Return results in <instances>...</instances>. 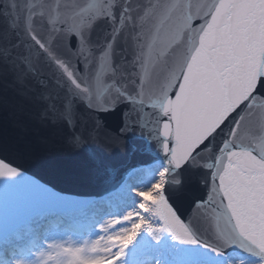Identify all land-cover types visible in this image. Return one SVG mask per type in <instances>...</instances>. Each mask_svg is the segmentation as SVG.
I'll return each mask as SVG.
<instances>
[{
    "label": "snow or ice",
    "instance_id": "6c2138e0",
    "mask_svg": "<svg viewBox=\"0 0 264 264\" xmlns=\"http://www.w3.org/2000/svg\"><path fill=\"white\" fill-rule=\"evenodd\" d=\"M0 21V33L35 36L0 46V74L40 129L24 147L55 137L123 152L141 130L166 157L147 188L131 187L130 166L108 196L130 190L134 206L94 240L50 243L46 264H170V246L264 264V0H0ZM0 164V181L21 175Z\"/></svg>",
    "mask_w": 264,
    "mask_h": 264
},
{
    "label": "water",
    "instance_id": "95a60500",
    "mask_svg": "<svg viewBox=\"0 0 264 264\" xmlns=\"http://www.w3.org/2000/svg\"><path fill=\"white\" fill-rule=\"evenodd\" d=\"M37 2L39 0H17L21 5ZM2 26L3 21H0V27ZM28 37L35 39L31 32H28L27 36L19 37L7 32L0 33V46H11L15 49L18 39L23 41ZM34 116V108L14 90L11 77L0 74V159L9 162L21 172L14 182L0 181V238L16 225L17 231L27 223L20 222L39 210L72 209L110 192L127 177L130 166L135 169L152 164V167L147 166L136 172L140 174L138 182H145V176L154 179L158 168L155 164L161 167L166 160L160 144L141 130H134L126 136V149L123 152L119 149L106 152L103 147L97 145L69 151L55 137L50 149L26 148L23 145L28 141L35 142L40 131ZM43 131L51 133L53 130ZM6 167L0 164V172ZM201 194L200 190H195L192 198ZM131 195V191L127 190L122 200H112L107 194L101 200L82 208L81 215L78 213L81 209L76 210L75 220L73 215L66 217L65 214L59 215L60 213L55 217L59 215L63 218L67 223L66 228L70 223L77 226L79 232L74 231L76 236L91 231L95 218L122 211ZM186 208L187 204L183 205L182 211ZM46 217L47 215L35 214L31 219L37 218L51 223L53 219ZM192 219L193 222L196 221L195 213L192 214ZM60 222L53 225L59 226ZM185 247L192 257L197 259L223 258L215 257L201 249ZM231 250L240 251L228 248L226 253Z\"/></svg>",
    "mask_w": 264,
    "mask_h": 264
},
{
    "label": "rangeland",
    "instance_id": "374dc122",
    "mask_svg": "<svg viewBox=\"0 0 264 264\" xmlns=\"http://www.w3.org/2000/svg\"><path fill=\"white\" fill-rule=\"evenodd\" d=\"M159 168H156V172ZM155 172V173H156ZM154 173V174H155ZM156 179V176L153 178L145 176V182H133L131 187H144L147 188L151 185L152 182ZM159 190V187H157ZM132 193V192H131ZM145 200H154L155 198L152 196L151 193L145 195ZM139 198L135 197L134 193H132L131 197L129 198L128 202L124 206L122 211L112 213L106 216H102L99 218H95L93 220L91 231L74 235V231L65 230L63 228H57L59 226L52 225L51 223L45 222L48 224V227H45V230H41L39 233H36L34 229H32V225L26 226L25 229L20 232L21 234L16 235L13 237L17 242L6 244L3 243L5 249L10 250L13 256H10L8 259H5L7 263L5 264H16L17 261L22 262V264H46V256H40L39 254L45 251H54L48 249V245H81L85 241L94 240L98 234L100 233V226L101 224H107V220L113 218V216L123 215L127 210L134 206V204L138 201ZM41 222H44L43 220ZM119 227V226H118ZM31 228V230H26ZM69 228V225H68ZM28 244L33 246H29ZM172 247V251L166 257V259L170 262V264H180L183 260H193L181 249L179 246H170ZM237 259H246L247 264H252L253 260H250L246 257L236 256L235 254L227 255L224 260L219 262H210L209 260L202 261V264H230V262H234ZM198 261V260H196ZM200 262V261H199ZM47 264H51V261H47Z\"/></svg>",
    "mask_w": 264,
    "mask_h": 264
},
{
    "label": "bare ground",
    "instance_id": "6f19581e",
    "mask_svg": "<svg viewBox=\"0 0 264 264\" xmlns=\"http://www.w3.org/2000/svg\"><path fill=\"white\" fill-rule=\"evenodd\" d=\"M40 221H42V220L37 219V218H33V219H31V221L27 222L25 225H23L21 228H19L15 233H13L12 236H10L9 238L5 239V242H7L8 244H9V243L11 244L12 242L16 241L13 237H14L15 235L21 234L20 232H22V230L25 229L26 226H28V225H32V227H33V229L35 230V232H36V233H39L41 230H43V229H41V230L39 231V229H38V225H39ZM41 226H42V227H43V226L48 227L49 225L46 224L45 222H42V225H41ZM44 230H45V228H44ZM16 238H17V237H16ZM181 249L183 250V248H181ZM10 250H11V249H10ZM10 250L5 249L4 245H0V252H1V254H3V252H4L5 257H7V255H8V251H10ZM10 252H11V251H10ZM231 254H236V253L232 252ZM253 261H255V260H253ZM5 263H7V261H5V258L2 257V258L0 259V264H5ZM252 264H255V262H253Z\"/></svg>",
    "mask_w": 264,
    "mask_h": 264
}]
</instances>
